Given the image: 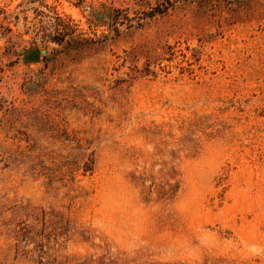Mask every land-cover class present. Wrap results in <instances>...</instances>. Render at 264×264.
Here are the masks:
<instances>
[{"label":"rangeland","instance_id":"rangeland-1","mask_svg":"<svg viewBox=\"0 0 264 264\" xmlns=\"http://www.w3.org/2000/svg\"><path fill=\"white\" fill-rule=\"evenodd\" d=\"M0 264H264V0H0Z\"/></svg>","mask_w":264,"mask_h":264},{"label":"trees","instance_id":"trees-1","mask_svg":"<svg viewBox=\"0 0 264 264\" xmlns=\"http://www.w3.org/2000/svg\"><path fill=\"white\" fill-rule=\"evenodd\" d=\"M167 3H168L167 5L163 4L161 6H158V7L154 8L152 10V12L147 13L146 16L149 17V18H152L156 14H165V13H167L168 10L172 7V4L170 3V1H168ZM126 18H128V17H126ZM128 20H131V19L128 18ZM56 25H57V29L58 30H65V29H67V25H66L65 21L60 20V18L57 19V24ZM139 26H141V23H139ZM54 40H57V39H54ZM57 42L59 44H61V42H63V41H57Z\"/></svg>","mask_w":264,"mask_h":264}]
</instances>
